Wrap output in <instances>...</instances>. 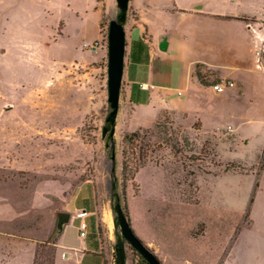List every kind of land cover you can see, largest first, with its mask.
<instances>
[{
    "label": "rangeland",
    "instance_id": "obj_1",
    "mask_svg": "<svg viewBox=\"0 0 264 264\" xmlns=\"http://www.w3.org/2000/svg\"><path fill=\"white\" fill-rule=\"evenodd\" d=\"M66 1L0 0V264H16L22 252L21 264H28L31 247L54 232L55 213L66 211L67 199L85 180L94 207L83 239L91 240L96 228L112 264L111 195L121 201L134 232L152 240V250L158 245L163 264H218L212 227L226 232L223 250L232 246L223 264H255L261 254L249 236L237 243L229 237L248 214L254 220L264 216V0L217 3L251 29L241 95L232 78L224 80L232 86L213 89L221 80L199 65L214 109L168 113L135 129L139 135L132 140L117 124L113 140L101 135L109 110L107 34L116 0H109L99 26L97 15L75 17L61 6ZM125 159L131 168L142 161L144 166L126 181L121 196L115 181H121ZM81 197L74 194L67 209L80 205ZM258 229L264 231V222ZM65 234L71 243L82 239L73 219ZM125 253L137 252L125 243Z\"/></svg>",
    "mask_w": 264,
    "mask_h": 264
},
{
    "label": "crops",
    "instance_id": "obj_2",
    "mask_svg": "<svg viewBox=\"0 0 264 264\" xmlns=\"http://www.w3.org/2000/svg\"><path fill=\"white\" fill-rule=\"evenodd\" d=\"M218 1L129 0L124 25L125 53L116 120V124L125 132L152 126L168 113H193L208 106L214 109V99L206 95V87L196 76L195 69L199 65L212 72L221 80L220 82L232 78L241 90L236 92L237 96L241 95L245 80L248 79L243 50L252 46L251 29L243 21L233 19L232 8L220 10ZM108 3L109 0H67L61 6L67 8L75 17L97 15L99 26L103 12L109 7ZM100 4H103V7ZM63 28L64 22L61 21L59 30ZM161 35H167L165 51L159 49ZM244 70L247 72L245 77L241 74ZM245 119L246 117L240 118L243 121ZM88 181L81 182L75 188L65 203L66 211H63L70 214L68 223L73 219V225L78 230V238L80 236L82 239L71 243L66 238L65 230L68 225L66 223L60 234L54 236L52 233L46 240H55L54 264H112L103 252L96 228L93 227L91 240L83 239L86 237V228L91 221L94 207L93 188ZM74 194L82 195L81 204H75L73 210L67 209ZM254 200L251 199V205L255 203ZM81 211L87 213L84 218L77 217ZM82 220L86 223L84 236L80 235ZM261 222H264V216L254 220L248 214L244 217L242 227L237 226L236 232L229 237L230 243H237L244 233L249 236L252 246L256 245L258 254H261V258H257L255 264H264V231L258 229ZM205 223L209 227L206 220ZM212 229L214 230L210 232L214 245L212 254L220 252L218 264H223L222 259L229 254L232 246L223 250L222 242L226 232L215 227ZM205 234L206 230L199 237H204ZM137 236L145 245L150 246V250L157 254L156 256H159L156 253L158 245L152 250V240ZM34 246L31 247L32 251L29 250L32 258H29L28 264L33 262L37 243L36 245L34 243ZM256 248L254 246L253 251ZM23 254L22 252L16 256V264L22 263ZM126 264L145 263L135 254L126 257Z\"/></svg>",
    "mask_w": 264,
    "mask_h": 264
},
{
    "label": "water",
    "instance_id": "obj_3",
    "mask_svg": "<svg viewBox=\"0 0 264 264\" xmlns=\"http://www.w3.org/2000/svg\"><path fill=\"white\" fill-rule=\"evenodd\" d=\"M129 0H116L117 12L108 25V52H107V104L108 112L102 126V137L113 140L118 114L120 87L123 73V62L125 53V30L124 25L128 11ZM159 49L165 51L167 48V35H161ZM113 150V145H111ZM113 159V151H112ZM112 222L115 232L114 255L116 264H126L125 242L138 252L148 264H161L157 256L145 245L133 231L129 218L127 217L119 198L111 195ZM70 214L68 212L56 213V224L53 235L60 234L63 226L68 223Z\"/></svg>",
    "mask_w": 264,
    "mask_h": 264
},
{
    "label": "trees",
    "instance_id": "obj_4",
    "mask_svg": "<svg viewBox=\"0 0 264 264\" xmlns=\"http://www.w3.org/2000/svg\"><path fill=\"white\" fill-rule=\"evenodd\" d=\"M198 67V66H197ZM196 76L201 82V84L206 85V83H202L199 77V73L197 71V68L195 69ZM139 135V132L137 130L129 132L124 136L125 140H132L136 138ZM128 159L122 161V170H121V181L119 180L115 181V190L118 189L119 186H121V196L125 195V188H126V181L134 175L138 169L144 166V161L135 163L134 166L131 168L127 164ZM131 169L130 175L127 174V170ZM126 213V212H125ZM127 217L128 214L126 213ZM129 218V217H128ZM127 243V242H125ZM129 244V243H128ZM140 259L145 263L148 264V262L137 252L136 253ZM45 257L43 260L42 257ZM54 258H55V240H49L41 242L35 249L34 258L32 264H54Z\"/></svg>",
    "mask_w": 264,
    "mask_h": 264
},
{
    "label": "built area",
    "instance_id": "obj_5",
    "mask_svg": "<svg viewBox=\"0 0 264 264\" xmlns=\"http://www.w3.org/2000/svg\"><path fill=\"white\" fill-rule=\"evenodd\" d=\"M233 83L232 82H219L215 85H213V88L216 90V91H222L223 89L229 87V86H232ZM87 215V213L85 211H81L77 214V217L78 218H84L85 216ZM85 228H86V223L82 220L81 223H80V235L81 236H84L85 235Z\"/></svg>",
    "mask_w": 264,
    "mask_h": 264
},
{
    "label": "bare ground",
    "instance_id": "obj_6",
    "mask_svg": "<svg viewBox=\"0 0 264 264\" xmlns=\"http://www.w3.org/2000/svg\"><path fill=\"white\" fill-rule=\"evenodd\" d=\"M111 219V218H110ZM110 221V220H109ZM111 224H112V222H111ZM110 225V224H109ZM113 225V224H112Z\"/></svg>",
    "mask_w": 264,
    "mask_h": 264
}]
</instances>
